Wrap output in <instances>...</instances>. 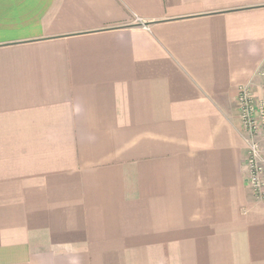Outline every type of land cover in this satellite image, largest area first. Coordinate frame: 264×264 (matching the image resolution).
Listing matches in <instances>:
<instances>
[{
  "label": "crops",
  "instance_id": "obj_1",
  "mask_svg": "<svg viewBox=\"0 0 264 264\" xmlns=\"http://www.w3.org/2000/svg\"><path fill=\"white\" fill-rule=\"evenodd\" d=\"M261 71L264 0H0V264H264Z\"/></svg>",
  "mask_w": 264,
  "mask_h": 264
},
{
  "label": "built area",
  "instance_id": "obj_2",
  "mask_svg": "<svg viewBox=\"0 0 264 264\" xmlns=\"http://www.w3.org/2000/svg\"><path fill=\"white\" fill-rule=\"evenodd\" d=\"M260 74L264 76V71ZM237 106L247 146L248 185L258 199H264V97L258 96L250 85L242 86L237 94Z\"/></svg>",
  "mask_w": 264,
  "mask_h": 264
},
{
  "label": "rangeland",
  "instance_id": "obj_3",
  "mask_svg": "<svg viewBox=\"0 0 264 264\" xmlns=\"http://www.w3.org/2000/svg\"><path fill=\"white\" fill-rule=\"evenodd\" d=\"M260 74V73H259ZM261 75V74H260ZM262 76V75H261ZM255 92V91H254ZM256 93V92H255Z\"/></svg>",
  "mask_w": 264,
  "mask_h": 264
}]
</instances>
